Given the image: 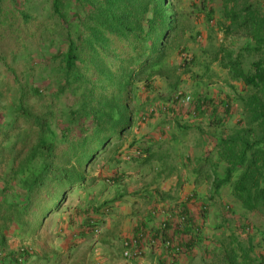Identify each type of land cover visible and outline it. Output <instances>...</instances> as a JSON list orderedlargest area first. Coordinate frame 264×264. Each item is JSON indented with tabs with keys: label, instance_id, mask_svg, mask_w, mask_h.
<instances>
[{
	"label": "rangeland",
	"instance_id": "1",
	"mask_svg": "<svg viewBox=\"0 0 264 264\" xmlns=\"http://www.w3.org/2000/svg\"><path fill=\"white\" fill-rule=\"evenodd\" d=\"M59 2L75 28L78 19L74 5L67 7L69 0ZM165 2L174 19L170 25L173 31L162 42L163 64L158 71L134 76L124 90L130 127L119 139L109 141L102 153L93 155L85 168L83 189L64 191L55 209L39 216L34 221L37 224H13L5 232L0 258L14 260L16 253L23 252L25 260L17 261L19 264H42V256H56L49 264H96L103 259V252L111 249L107 237L113 236L112 251L119 250L122 235L121 230L113 235V204H149L148 197L159 195L152 148H163L169 136H176L188 141L203 139L202 149L213 152L216 138L246 127L247 99L252 90L232 76L228 62L232 60L250 70L252 61L264 59V51L247 47L254 40L244 35L243 28L233 23L230 14L234 11L244 17L250 12L263 21L264 0ZM83 6L82 19L88 12V5ZM63 34L64 25L53 13L52 0H0V122H12L15 90L24 86L30 108L49 113L54 140L60 144L83 136L77 121L73 122L72 131L65 129L68 106L75 102V93L59 91L57 54L66 48ZM114 54L117 55L115 51ZM114 58L117 66L119 61L117 56ZM87 64V73L91 75ZM91 79L108 95L116 85L96 73ZM33 89L38 93L34 94ZM177 91L189 93L191 103L162 111L161 106ZM150 107L155 108L154 112L149 113ZM80 121L86 124L87 118ZM15 125L22 127L23 123L18 120ZM4 138L0 135L6 166L12 141L10 138L4 142ZM135 150L144 157L124 158V154ZM230 194L229 189L225 190V197L230 198ZM229 213L236 229L229 230V234L223 232L219 243L229 255L232 248H237L251 259L249 264H264V217L243 210L239 204L228 209ZM91 222L98 232L91 230Z\"/></svg>",
	"mask_w": 264,
	"mask_h": 264
},
{
	"label": "trees",
	"instance_id": "2",
	"mask_svg": "<svg viewBox=\"0 0 264 264\" xmlns=\"http://www.w3.org/2000/svg\"><path fill=\"white\" fill-rule=\"evenodd\" d=\"M84 3L88 12L82 19ZM71 5L78 19L75 28L59 0H52L53 13L64 25L62 39L66 46L57 54L59 91L75 93V102L68 106L65 129L72 131L73 122L77 121L83 136L66 144L55 142L49 113L30 108L24 86L15 90L13 120L9 125L0 122V135L5 136L2 140L12 141L6 166L0 141V250L4 247L5 232L13 224H37L34 221L39 216L55 209L64 191L84 188L86 165L103 152L109 141L119 139L130 127L125 88L134 76L159 70L163 64L162 42L173 31L170 25L174 15L165 0H69L67 7ZM230 15L233 23L243 28L244 35L254 40L247 47L264 51V20L250 12L244 17L234 11ZM86 21H93L92 25ZM114 56L119 61L117 66ZM85 64L92 74L116 84L110 95L95 84ZM228 69L252 93L247 99L246 127L216 138L213 155L223 167L221 174L214 177V186L218 189L222 184L230 185L231 194L243 210L264 217V59L252 61L250 70L230 60ZM33 91L38 93L37 89ZM86 118V124L80 121ZM18 120L22 127H15ZM24 255L18 252L14 260L1 257L0 264H19L17 261L25 260ZM42 257V264L56 260V256ZM229 257V264L251 262L237 248L230 250Z\"/></svg>",
	"mask_w": 264,
	"mask_h": 264
},
{
	"label": "crops",
	"instance_id": "3",
	"mask_svg": "<svg viewBox=\"0 0 264 264\" xmlns=\"http://www.w3.org/2000/svg\"><path fill=\"white\" fill-rule=\"evenodd\" d=\"M202 145L203 139L200 138L188 141L169 136L165 147L159 145L151 149L153 164H156L154 168L158 172L156 180L159 195L148 197L146 200L149 204H113V235L119 230L122 237L130 235L136 225L146 224L154 229L159 219L151 218L152 210L161 206L173 208L181 205L198 233L187 242L188 235L169 230L175 244L181 247L173 264H229V254L218 239L223 232L229 234V230L234 232L236 229L228 218L230 213L227 214V210H232L238 202L232 194L230 198L224 195L227 189L231 193L230 185L222 184L215 189L214 177L221 174L223 164L216 163L213 152H205ZM226 201L233 204H226ZM202 206L206 209L202 210ZM112 238V235L107 237L111 241L108 243L111 249L104 251L103 259L96 264H170L161 247H149L146 244H143L139 258L126 260L121 255L122 238L118 252L112 251Z\"/></svg>",
	"mask_w": 264,
	"mask_h": 264
},
{
	"label": "built area",
	"instance_id": "4",
	"mask_svg": "<svg viewBox=\"0 0 264 264\" xmlns=\"http://www.w3.org/2000/svg\"><path fill=\"white\" fill-rule=\"evenodd\" d=\"M192 97L189 93L183 91H177L172 94L169 102L164 103L161 106L162 111H168L169 107H180L186 104H190ZM155 108L150 107L149 113L154 112ZM172 114V112H171ZM145 119V116H143ZM132 157H144V154L135 150L133 153L124 154V158L130 160ZM202 210L206 207L202 206ZM151 218L159 219L157 226L152 227L143 224L136 225L133 232L130 235L123 236L121 240V255L126 260L136 259L142 255L143 244L149 247H161L167 255V259L170 264H173L181 252V247L173 241L169 235V230L177 233L188 235L186 241L189 242L198 233V229L191 222L188 214L182 208L181 205L170 208L169 206H161L151 211ZM93 225V232H98L97 227ZM248 229V227L246 228ZM182 236V235H181Z\"/></svg>",
	"mask_w": 264,
	"mask_h": 264
}]
</instances>
